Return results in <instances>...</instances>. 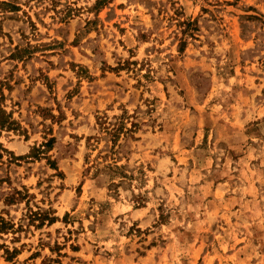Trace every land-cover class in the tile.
<instances>
[{"label":"rangeland","instance_id":"rangeland-1","mask_svg":"<svg viewBox=\"0 0 264 264\" xmlns=\"http://www.w3.org/2000/svg\"><path fill=\"white\" fill-rule=\"evenodd\" d=\"M16 1L0 264H264V0Z\"/></svg>","mask_w":264,"mask_h":264},{"label":"trees","instance_id":"trees-1","mask_svg":"<svg viewBox=\"0 0 264 264\" xmlns=\"http://www.w3.org/2000/svg\"><path fill=\"white\" fill-rule=\"evenodd\" d=\"M53 2H55V1H53ZM3 7H5V9H7V10H13V11L17 10L19 8L16 0H0V8H3ZM15 50L17 52L22 51L20 49V47H17V46L15 47ZM13 54H15V53H13ZM3 98H4V95L2 93H0V128L7 127L9 125V123L11 122L10 114H7L5 112V109L3 108V102H2ZM49 140L52 141V139H49ZM45 145L48 146V143L46 142ZM36 150H38V149L36 148ZM18 193H20V192H18ZM31 213L34 216H37L38 218H40V220H43V219L45 220L46 218L49 220L52 219V217L47 216L46 211H36V212L31 211ZM13 231H15L13 222H11V220L6 219L4 216L0 215V235H2L4 233H8V232H13ZM0 246L3 247L6 258H11L12 256H14L18 252V249L16 247H13V249H11L5 243L0 244Z\"/></svg>","mask_w":264,"mask_h":264}]
</instances>
